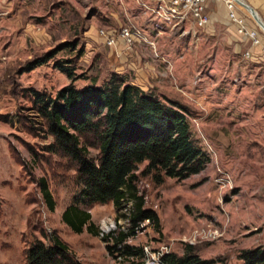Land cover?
<instances>
[{
  "label": "rangeland",
  "instance_id": "1",
  "mask_svg": "<svg viewBox=\"0 0 264 264\" xmlns=\"http://www.w3.org/2000/svg\"><path fill=\"white\" fill-rule=\"evenodd\" d=\"M156 7L152 0H0V264H25L26 249L43 231L57 234L82 264H129L111 256L102 238L86 230L75 234L62 222L81 188L75 167L46 154L51 139L25 119L41 121L29 111L25 89L55 96L70 84L102 86L115 75L183 107L193 138L211 161L184 181L158 182L154 174L143 175L146 163L141 165L137 186L161 229L147 222L127 243L148 248L147 260L192 248L210 264H242V250L264 249V59L251 61L255 45L230 14L228 25L213 28L208 40L192 20L158 19ZM238 8L246 10L238 4L236 13ZM248 15L250 26L247 16L239 18L257 34L264 58V31ZM127 30L140 35L130 43ZM108 37L115 39L112 45ZM47 56L53 58L34 66ZM70 62L74 81L57 68ZM240 63L249 68L246 75H237ZM41 178L55 198L53 213L38 187ZM84 208L104 235L126 227L117 218L127 210L118 213L112 203Z\"/></svg>",
  "mask_w": 264,
  "mask_h": 264
},
{
  "label": "trees",
  "instance_id": "2",
  "mask_svg": "<svg viewBox=\"0 0 264 264\" xmlns=\"http://www.w3.org/2000/svg\"><path fill=\"white\" fill-rule=\"evenodd\" d=\"M52 58L38 59L34 66L44 65ZM57 68L75 80L71 62L58 64ZM24 93L30 103L29 111L41 119L37 122L28 116L27 124L51 139L43 147L44 152L66 159L77 173L81 188L64 211L62 222L75 234L86 230L102 238L114 258L144 264L147 259L144 249L127 241L135 238L147 222L160 232L161 220L155 211L145 208V198L137 186L139 167L146 163L143 175L154 174L158 182L165 178L184 181L201 174L211 162L193 138L184 108L162 100L153 92H144L117 75L102 86L93 83L77 88L70 84L55 96L33 88L25 89ZM92 150L98 152L96 157L91 155ZM38 187L48 210L55 212L56 201L47 179H39ZM109 203L118 213L127 210L126 215L117 218L118 222L125 220L126 227L104 235L84 207ZM238 258L242 264H264V249L242 250ZM161 263L210 264L192 248L182 255L164 253ZM25 264L82 262L57 234L46 235L43 231L42 239H35L26 249Z\"/></svg>",
  "mask_w": 264,
  "mask_h": 264
},
{
  "label": "built area",
  "instance_id": "3",
  "mask_svg": "<svg viewBox=\"0 0 264 264\" xmlns=\"http://www.w3.org/2000/svg\"><path fill=\"white\" fill-rule=\"evenodd\" d=\"M155 3L156 8L153 12L157 15L158 19L164 22H174L177 24L186 23L192 20L193 24L199 28H206L210 25L211 19L210 15L207 13V7L210 2H224L229 10L230 18L240 25V33L248 37L253 41L255 46L261 45V41L255 32H249L247 26H245L242 19H240L236 13V8L238 6V0H152ZM135 32L127 30L124 36L131 43L137 38ZM140 35V34H139ZM112 38V37H108ZM114 38L109 39V43L112 45ZM112 42V43H111ZM145 253L149 254V249L146 248ZM164 253H158L154 255L151 259L147 260L145 264H162L161 256ZM148 257V255H147Z\"/></svg>",
  "mask_w": 264,
  "mask_h": 264
},
{
  "label": "crops",
  "instance_id": "4",
  "mask_svg": "<svg viewBox=\"0 0 264 264\" xmlns=\"http://www.w3.org/2000/svg\"><path fill=\"white\" fill-rule=\"evenodd\" d=\"M242 2H244L246 5H248L250 7H253V9L258 13L259 17L264 22V0H242ZM237 13H238L237 14L238 17L239 16L242 17V15L247 16L248 19L246 18L245 21L248 22L249 26H250V23H252V22L250 19L251 17L248 15V12L246 10L238 8ZM209 14H210L212 22H214L213 25L210 24V26L203 28V29H200V30H204V32H206V34H207L206 37L208 38V40H210V38L213 35V28L216 30V28L220 29L223 26L225 27L228 25L229 21H228L227 14H229V10H228L225 3L216 2L213 4V6L211 8L209 7ZM237 28L238 27L236 25H233V28L229 29L232 36H234L235 33L237 35V32H236L237 30H235ZM251 44H252V42H251ZM255 47H257V48H255ZM250 49H251L250 50L251 51L250 52L251 53V57H250L251 61L254 59V60H256V63H260L261 60L264 59L262 57H259L260 55L262 56L263 46H261V45L260 46H253L252 48L250 47ZM243 60H246V59L243 58ZM248 61H250V60H248ZM251 68H253V67H251ZM248 70H249L248 67H245L243 63H240V66L237 69V71H238L237 75H246L247 74L246 71H248ZM250 71L254 72V70H251V69H250Z\"/></svg>",
  "mask_w": 264,
  "mask_h": 264
},
{
  "label": "water",
  "instance_id": "5",
  "mask_svg": "<svg viewBox=\"0 0 264 264\" xmlns=\"http://www.w3.org/2000/svg\"><path fill=\"white\" fill-rule=\"evenodd\" d=\"M238 4H240L241 6H243L245 9H247L250 13H252V15L254 16L255 20L257 21V23L264 29V22L262 21V19L259 17L258 13L250 6L246 5L244 2L242 1H238Z\"/></svg>",
  "mask_w": 264,
  "mask_h": 264
},
{
  "label": "bare ground",
  "instance_id": "6",
  "mask_svg": "<svg viewBox=\"0 0 264 264\" xmlns=\"http://www.w3.org/2000/svg\"><path fill=\"white\" fill-rule=\"evenodd\" d=\"M238 1H242V0H238ZM247 10V9H246ZM248 11V10H247ZM249 12V11H248ZM250 13V12H249ZM251 14V16L254 18V16L252 15V13H250ZM254 21L257 23V21L255 20V18H254ZM258 24V23H257ZM259 25V24H258ZM260 26V25H259ZM260 28L264 31V29L260 26Z\"/></svg>",
  "mask_w": 264,
  "mask_h": 264
}]
</instances>
